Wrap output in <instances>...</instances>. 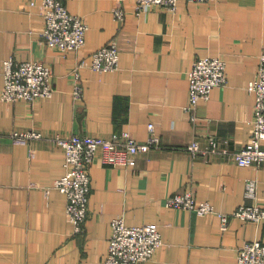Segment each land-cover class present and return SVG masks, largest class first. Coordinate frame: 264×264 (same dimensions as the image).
Listing matches in <instances>:
<instances>
[{
    "label": "crops",
    "instance_id": "crops-1",
    "mask_svg": "<svg viewBox=\"0 0 264 264\" xmlns=\"http://www.w3.org/2000/svg\"><path fill=\"white\" fill-rule=\"evenodd\" d=\"M62 1L88 25L85 44L70 51L42 37L43 0H0V264H103L120 215L129 225L159 226L163 243L141 264H240L244 243L264 242V219L231 217L222 229L218 213L264 208V162L235 160L254 130L256 95L248 86L264 52V0H179L175 11L155 4L138 10L136 0ZM116 7L124 9L123 20ZM111 42L119 68H92L94 52ZM204 56L226 61L227 82L191 111L189 70ZM8 58L50 66L53 95L2 100ZM76 67L82 99L74 95ZM150 123L161 143L139 153L135 165L99 157L91 165L88 219L75 233L67 196L55 187L66 171L65 149L55 139L126 130L146 141ZM16 129L43 136L16 143L10 136ZM194 141L208 149L214 141L218 149L195 154L187 148ZM189 189L218 213L167 204Z\"/></svg>",
    "mask_w": 264,
    "mask_h": 264
},
{
    "label": "built area",
    "instance_id": "built-area-1",
    "mask_svg": "<svg viewBox=\"0 0 264 264\" xmlns=\"http://www.w3.org/2000/svg\"><path fill=\"white\" fill-rule=\"evenodd\" d=\"M179 0H136L138 10L148 9L151 5H161L175 11ZM209 2L211 0H194ZM33 3V2H32ZM43 16L46 26L42 31L45 42L63 51L77 49L85 44L88 25L81 15L69 11L62 0H43ZM114 14L118 20L125 17L124 9L116 7ZM92 68L98 71H111L119 68V50L115 42L98 48L93 54ZM4 87L1 98L4 101L35 102L49 98L54 93L51 83L53 70L41 61L15 60L4 61ZM226 61L220 56L198 57L189 70L190 103L187 109L193 111L201 99L211 97L213 89L227 82ZM76 85L74 95L82 99L83 91L78 83L80 72L73 70ZM249 91L256 95L254 130L251 140L235 153V160L241 166H259L264 162V52L260 55L258 75L250 81ZM150 135L146 141L137 140L129 131L113 134L111 137L92 135H72L57 137L56 143L66 152L65 173L55 182V187L66 194L67 216L75 233L85 230L88 219V202L91 190L90 167L99 157L104 163L132 166L136 164L139 153L161 143L154 123L149 124ZM16 143H28L43 136L40 131L13 130L10 133ZM193 153L217 151L218 145L212 141L211 148L200 147L194 141L188 147ZM169 206L196 211L199 214L218 213L214 206L205 200H198L192 189L177 192L168 197ZM222 219V229H227L231 217L261 222L264 208L254 205H240L232 213H218ZM112 236L108 254L103 264H141L150 259L162 245V233L156 223L129 225L124 216L112 220ZM240 264H264V242L247 241L238 253Z\"/></svg>",
    "mask_w": 264,
    "mask_h": 264
}]
</instances>
